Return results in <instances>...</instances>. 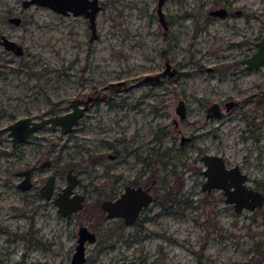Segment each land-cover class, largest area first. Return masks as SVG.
<instances>
[{"label": "rangeland", "instance_id": "374dc122", "mask_svg": "<svg viewBox=\"0 0 264 264\" xmlns=\"http://www.w3.org/2000/svg\"><path fill=\"white\" fill-rule=\"evenodd\" d=\"M98 2L91 37L83 14L0 0V35L22 46L15 53L0 43V264H71L80 224L97 236L85 243L82 264H117L136 253L150 264H264L257 250L264 202L236 213L221 189L202 190L199 156L214 152L239 165L264 196V62L247 69L239 61L264 33V0H163L165 28L157 0ZM220 7L227 16L208 14ZM14 15L18 23L8 20ZM165 59L174 74L141 80L163 72ZM87 95L97 98L71 131L47 124L10 143L4 127L13 119L65 112L72 97ZM231 98L240 102L205 117L211 102ZM44 157L51 166L38 168ZM30 165L33 184L19 189L13 172ZM67 168L78 177L74 191L85 195L69 219L38 193L52 172L55 189L63 187ZM116 173L120 184L156 182L140 225L110 239L120 224L106 219L99 201Z\"/></svg>", "mask_w": 264, "mask_h": 264}, {"label": "water", "instance_id": "95a60500", "mask_svg": "<svg viewBox=\"0 0 264 264\" xmlns=\"http://www.w3.org/2000/svg\"><path fill=\"white\" fill-rule=\"evenodd\" d=\"M23 5H29L33 2L46 5L53 11H58L62 14L73 13L74 15L83 14L88 21V26L91 31V37H96V14L100 8L98 0H22ZM162 0L157 1L158 13L162 23L164 20L161 17L160 5ZM223 13V9L218 11ZM8 20L12 23H18L20 18L18 16L9 17ZM0 43L8 49H11L15 53L22 52V46L14 40L8 38L6 35H0ZM255 50L247 58L243 59L246 67L252 69L258 67L264 62V33L261 38L254 44ZM166 60L165 69L162 73H168L172 75L175 73L174 68ZM170 68V69H169ZM161 73L145 74L142 77V81H158ZM92 97V96H91ZM88 97L86 99H79L74 97L70 100L69 110L65 112L49 114V116H42L39 119H35L30 115L20 116L7 123L5 129L10 135L12 143H18V141H26L29 138L31 132L43 125L59 126L60 130L64 132L71 131V128L79 121V117L82 116L83 111L87 108ZM235 100H229L226 102V107H231ZM81 104V105H80ZM217 102L213 101L207 107V116L219 115L217 112ZM175 113L179 115V118L184 117L185 103L182 99H178L175 106ZM185 139L181 137V142ZM200 160L203 164L201 169L202 175L205 177L201 184L202 190L209 191L214 188L221 189L224 202L231 204L234 211L237 213L242 209L253 210L260 206L264 201V196L261 190L257 187L249 185L247 175L241 171L239 165L234 164L227 166L225 164L224 156L218 153L202 152ZM49 159H45L41 162L40 166H48ZM66 185L54 196V203L57 205L58 212L70 217L75 211L79 210L83 206L85 195L73 191L74 185L78 181L76 173H72L70 169L67 170ZM17 175H21L18 182L19 187L22 189H29L31 187L30 180V168L21 169L17 172ZM54 174H49L42 183L39 189L40 195L45 198H50L54 188ZM152 199L151 193L142 189L141 186H126L124 192H122L115 199H103L100 201L101 209L105 211L107 217L122 216L124 222L129 224L134 220L138 214L140 207L150 203ZM96 240L95 232L83 224L78 225L76 244L74 251L71 255V263L82 264L85 261V243L87 241L94 242ZM264 254V245L262 246ZM117 264H148L143 258L139 259H120Z\"/></svg>", "mask_w": 264, "mask_h": 264}, {"label": "flooded vegetation", "instance_id": "af4514ba", "mask_svg": "<svg viewBox=\"0 0 264 264\" xmlns=\"http://www.w3.org/2000/svg\"><path fill=\"white\" fill-rule=\"evenodd\" d=\"M158 1V0H157ZM162 2H163V0H162ZM161 5H162V3H161ZM161 5L159 6L160 7V11H161V17H162V19L164 20V23H162V21H161V18L159 17V13H158V7H157V4H156V7H157V17L159 18V22L161 23V25L163 26V28H165L166 26H167V19H166V17H164V13L162 12V7H161ZM223 9V13L222 14H220L218 11H220V10H222ZM208 14H210V15H213V16H215V15H220V16H227L228 14H227V9L225 8V7H220V8H218V9H214V10H209L208 11ZM250 54H247V55H245V56H242L241 58H240V64L242 63L243 65H244V67L245 68H247V69H250V68H248V67H246V64L243 62V59H245V58H247V56H249ZM168 61V60H167ZM165 62H166V59H165ZM260 66V65H259ZM258 66V67H259ZM257 67V68H258ZM253 68H256V67H253ZM164 69H165V67H164ZM163 69V70H164ZM174 71H175V69H174ZM176 72V71H175ZM155 73H157V72H155ZM161 73V75L162 74H166V73H162V72H160ZM168 74V73H167ZM160 75V76H161ZM159 79H160V77H159ZM149 82V81H148ZM152 82H154V81H152ZM92 96V95H91ZM91 96H89V95H87L85 98H79V97H77V98H79V99H86V98H88V97H91ZM72 98H74V97H72ZM71 98V99H72ZM95 98H97L96 96H92L91 97V99H89L88 100V103H87V108L84 110V111H86L89 107V104L92 102V100L93 99H95ZM70 99V100H71ZM229 100H235V102H234V104H232V106L231 107H226V102L227 101H229ZM215 102H217V101H215ZM240 102V100H236V99H228V100H224V102H223V104L222 105H220L218 102H217V104H218V106H217V109H216V111L217 112H220L219 113V115H211V116H207V107L209 106H207V107H205V117L206 118H211V117H220L224 112H223V110H222V108H224V110L225 111H228L229 109H231L234 105H236V104H238ZM69 103H70V101H69ZM212 103V102H211ZM81 105V104H80ZM66 111H68V110H66ZM84 111H83V113H84ZM82 113V114H83ZM184 113H185V110H184ZM55 114V113H54ZM42 117V116H41ZM34 118V117H33ZM40 118V117H39ZM38 118V119H39ZM35 119H37V118H35ZM4 130L7 132V130L5 129V127H4ZM71 130H72V128H71ZM32 133V132H31ZM30 133V134H31ZM9 134V133H8ZM0 137H1V132H0ZM187 139V137H185V139L184 140H186ZM9 140H10V135H9ZM27 141V140H26ZM21 142H25V141H18V143H21ZM183 142V141H182ZM181 142V143H182ZM10 143H12L11 142V140H10ZM18 143H12V146L13 147H17V145H18ZM116 157H118V152L117 151H115L114 153H109L108 154V158H110V159H116ZM145 161H146V163L147 164H150V162H151V160H149L148 158H145V157H142ZM45 159H49L48 157H44V158H40L39 160H38V162H37V167L38 168H41V167H50L51 166V164H52V162L50 161L49 163V165L48 166H40L41 165V162L43 161V160H45ZM50 160V159H49ZM227 166H231V165H227ZM34 167H35V165H30V166H27V167H21V168H19V169H17V170H15L14 172H13V175H15L17 178H18V181L16 182V186L20 189L21 187H19V185H18V182H19V180H20V178H21V175L19 176V175H17V172L19 171V170H21V169H25V168H30V180H31V186H32V184H33V181H32V173H33V169H34ZM68 169H70L71 170V172L72 173H75V172H73L72 171V168H67L66 170H65V179H66V175H67V170ZM142 172V171H141ZM53 173V172H52ZM52 173H50V174H52ZM144 173V172H143ZM54 174V176H55V173H53ZM246 174V173H245ZM49 175V174H48ZM47 175V176H48ZM247 175V174H246ZM46 176V177H47ZM45 177V178H46ZM45 178H43V180L41 181V183L39 184V186H38V193H39V195H40V192H39V189H40V187L42 186V183H43V181L45 180ZM121 178V175L119 174V173H116V175H113V176H109V178H108V180H109V182H105V186H103L102 188H103V192H104V194L102 195L103 197L100 199V201L101 200H103V199H107V198H109V199H115V198H117L122 192H124V189H125V187L126 186H128V185H130V186H134V187H139V186H141L142 187V189H145V190H147L149 193H151V195H152V190H151V187L155 184V179H153L151 176L150 177H146L144 180H128V182L127 181H123L121 184L119 183V181H118V179H120ZM247 178H248V175H247ZM66 181H67V179H66ZM54 182H55V179H54ZM108 183V184H107ZM67 183L65 182V184L64 185H66ZM76 184H77V182H76ZM75 184V185H76ZM63 185V186H64ZM74 185V186H75ZM31 188V187H30ZM29 188V189H30ZM63 187H61L60 189H58V190H56L55 189V184H54V188H53V192H52V196L50 197V198H45L43 195H41L43 198H45V199H48V200H50L51 199V201L54 203V196H56V194L62 189ZM257 188V187H256ZM259 188V187H258ZM22 189V188H21ZM260 189V188H259ZM23 190H26V189H23ZM73 191H74V188H73ZM77 192V191H76ZM262 192V191H261ZM79 193V192H78ZM223 195V194H222ZM224 197V196H223ZM152 199H153V195H152ZM152 199L150 200V203L152 202ZM100 201H99V207H100V209H101V206H100ZM149 203V204H150ZM227 203V202H226ZM55 204V203H54ZM149 204H147V205H149ZM229 204V203H228ZM84 205V204H83ZM147 205H145V206H142V207H140V209L138 210V214H137V216H136V218L134 219V220H132L131 222H129V224H127V223H125L124 222V218L122 217V216H120V215H118V216H111V217H107L106 216V214H105V211L103 210V209H101V212L105 215V217H106V219H108V218H110V219H113L111 222L112 223H118V224H120V226L121 227H126V226H130V225H132V224H135V225H140V215H141V211H142V209L143 208H145ZM83 207V206H82ZM81 207V208H82ZM80 208V209H81ZM258 208V207H257ZM79 209V210H80ZM256 209V208H255ZM58 211V210H57ZM78 211V210H77ZM76 212V211H75ZM59 213V212H58ZM61 215V214H60ZM61 216H63V215H61ZM72 216V215H71ZM71 216L70 217H67V216H64V217H66L67 219H69V218H71ZM95 232V231H94ZM95 236H96V233H95ZM97 237V236H96ZM262 249V248H261ZM72 255V254H71ZM71 258V257H70ZM131 258H134V259H139V258H143V260H145V261H147L143 256H140L139 254H134V255H131V257L129 258V257H125V258H122V259H131ZM71 262V261H70ZM148 262V261H147ZM71 264H74V263H71ZM148 264H150L149 262H148Z\"/></svg>", "mask_w": 264, "mask_h": 264}, {"label": "trees", "instance_id": "16d2710c", "mask_svg": "<svg viewBox=\"0 0 264 264\" xmlns=\"http://www.w3.org/2000/svg\"><path fill=\"white\" fill-rule=\"evenodd\" d=\"M264 202V201H263ZM113 227V226H112ZM110 228V230L111 229H113L114 228V230H112V232H110V239H114V237L116 236L115 234H116V232H118L119 231V229L121 228V226L119 225V227H113V228ZM109 231V230H108ZM259 252H260V254L262 255V257L264 258V254L262 253V250H259V249H257Z\"/></svg>", "mask_w": 264, "mask_h": 264}]
</instances>
